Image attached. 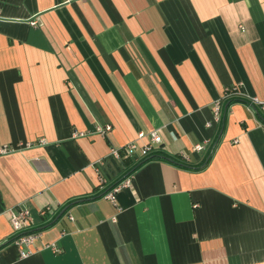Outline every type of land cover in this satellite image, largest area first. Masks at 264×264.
Listing matches in <instances>:
<instances>
[{
  "label": "crops",
  "instance_id": "obj_1",
  "mask_svg": "<svg viewBox=\"0 0 264 264\" xmlns=\"http://www.w3.org/2000/svg\"><path fill=\"white\" fill-rule=\"evenodd\" d=\"M251 98L264 103V0H0V146L15 148L0 156V264H264ZM150 134L158 158L111 155ZM17 210L37 233L22 259Z\"/></svg>",
  "mask_w": 264,
  "mask_h": 264
},
{
  "label": "built area",
  "instance_id": "obj_2",
  "mask_svg": "<svg viewBox=\"0 0 264 264\" xmlns=\"http://www.w3.org/2000/svg\"><path fill=\"white\" fill-rule=\"evenodd\" d=\"M239 93L238 91V86L233 85L232 87H229L224 90L222 98L223 99H230L233 98L234 96H237ZM250 103L257 105L261 112L264 114V103L257 101L255 98L250 99ZM219 109H220V104L219 101H216L212 104L211 107V112H212V119L210 122L206 123V126H210L211 122H217L219 119ZM111 130V127L109 125H104V126H97L95 127L94 132L100 136H105L107 132ZM144 136L142 133L137 134V140L143 139ZM236 142V141H234ZM159 143V137L156 136L155 134H150L148 137V142L144 145L139 146L136 141L128 143L121 147V151L118 152L117 150H111L110 153L114 158H119L122 157L124 159L127 158H139V159H144L146 158L149 153L152 152V145L153 144H158ZM14 147L10 146H0V156L5 155L8 153H11L14 151ZM203 150L202 145H194L192 147V152L198 153ZM121 154V155H119ZM129 186V180L124 179L120 183L115 184L109 192L105 195V199H107L110 203H113L114 201V195L117 193V191L122 188V187H127ZM50 209L49 208H44L41 209L38 212L39 217H45L49 214ZM28 213L25 210H17L13 211L12 215V227H13V237L10 240L11 244L14 245L19 249V258H25L29 255L28 247L33 243V241L37 237L36 232H27L28 231ZM48 249H50L51 253L56 254L59 252L58 248L53 245H47L46 246Z\"/></svg>",
  "mask_w": 264,
  "mask_h": 264
},
{
  "label": "trees",
  "instance_id": "obj_3",
  "mask_svg": "<svg viewBox=\"0 0 264 264\" xmlns=\"http://www.w3.org/2000/svg\"><path fill=\"white\" fill-rule=\"evenodd\" d=\"M263 120V119H262ZM263 122H264V120H263ZM153 158H158L157 156H151V157H149V159L148 158H144L143 159V162H145V161H150V160H153ZM160 158H162V159H165V158H163V157H160ZM165 160H167V162H169L170 164H173V165H175V166H177V167H179V168H184V169H187L188 167L187 166H185V165H183V164H181V163H179V162H176V161H172L171 159H165ZM206 161L203 163V165H200L201 166V168H203L205 165H206ZM143 164V163H142ZM141 165V164H140ZM31 232H36V231H31Z\"/></svg>",
  "mask_w": 264,
  "mask_h": 264
}]
</instances>
